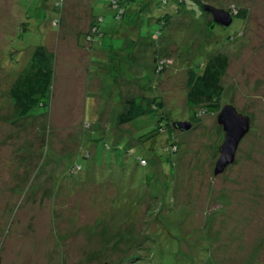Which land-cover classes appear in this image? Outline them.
Instances as JSON below:
<instances>
[{
  "label": "rangeland",
  "instance_id": "obj_1",
  "mask_svg": "<svg viewBox=\"0 0 264 264\" xmlns=\"http://www.w3.org/2000/svg\"><path fill=\"white\" fill-rule=\"evenodd\" d=\"M111 1L0 0V264H264V0H199L247 11L214 29L196 0H120V18ZM40 46L51 96L19 117L8 91ZM220 53V108H195L167 151L156 120H192L187 70ZM155 95L166 118L117 127ZM224 105L251 125L215 176Z\"/></svg>",
  "mask_w": 264,
  "mask_h": 264
},
{
  "label": "trees",
  "instance_id": "obj_2",
  "mask_svg": "<svg viewBox=\"0 0 264 264\" xmlns=\"http://www.w3.org/2000/svg\"><path fill=\"white\" fill-rule=\"evenodd\" d=\"M113 1H111L109 5L111 7L117 6L115 16L120 18L122 17V14H124V10H121V1ZM174 1L178 6L176 10L179 11L180 7L186 5L189 0ZM196 2L201 5L202 11L204 12L203 8L207 5L201 3L199 0H196ZM163 3H167V1L164 0ZM55 7L57 8V6ZM227 12L231 15L232 21L234 17L247 20V11L245 10L234 8ZM95 21L96 20H94L91 24L92 27L94 26L93 28H97ZM215 26L216 24H214L213 21L210 22V29H214ZM94 32L96 33V30ZM228 66V57L220 53L208 58L202 65L199 66L198 69L187 70V108L192 120H183L184 122L193 124L192 121L196 119L195 117L197 113L195 108L202 107L205 104L213 106L215 105L214 103L219 101L223 92V88L220 85L221 79L224 77ZM156 73H158L157 70ZM52 78L53 67L47 50L42 46L35 48L31 53L29 60L19 70L17 77L12 82L8 91L9 98L16 106L19 117H27L33 109L39 106L47 107V102L51 96ZM159 97L160 96L155 95L152 99L138 97L127 100V107H125L124 111L116 117L115 122L118 124L117 127L120 128V126L138 119L152 110L155 112H159V110H161V115L163 118H166V113H164L165 104L161 97V100H159ZM210 108L217 109L220 107L215 105ZM160 118L162 119V117ZM173 123L170 124L167 122L166 125H163L161 120H156V129L153 130V132L156 133H167V141L170 143L167 147V151L172 153L178 149L177 140H172V132L175 131L173 129ZM139 161L140 165H147V160L145 158H141ZM79 170L80 167H76L74 171L77 172Z\"/></svg>",
  "mask_w": 264,
  "mask_h": 264
},
{
  "label": "water",
  "instance_id": "obj_3",
  "mask_svg": "<svg viewBox=\"0 0 264 264\" xmlns=\"http://www.w3.org/2000/svg\"><path fill=\"white\" fill-rule=\"evenodd\" d=\"M203 10L211 14L212 21L216 25L229 27L232 23L231 15L225 10L212 6H205ZM217 123L224 131V140L219 147V158L213 171L215 176L223 173L235 162L239 144L250 130L251 119L247 115L240 114L234 106L224 105L217 115ZM173 126L181 130L191 128L189 122H176Z\"/></svg>",
  "mask_w": 264,
  "mask_h": 264
}]
</instances>
